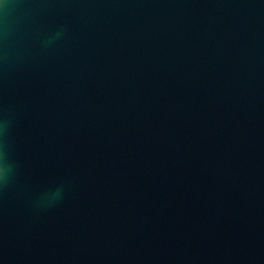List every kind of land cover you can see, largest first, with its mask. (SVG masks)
Segmentation results:
<instances>
[{
	"label": "water",
	"instance_id": "water-1",
	"mask_svg": "<svg viewBox=\"0 0 264 264\" xmlns=\"http://www.w3.org/2000/svg\"><path fill=\"white\" fill-rule=\"evenodd\" d=\"M0 119V264H264V0H4Z\"/></svg>",
	"mask_w": 264,
	"mask_h": 264
},
{
	"label": "clouds",
	"instance_id": "clouds-1",
	"mask_svg": "<svg viewBox=\"0 0 264 264\" xmlns=\"http://www.w3.org/2000/svg\"><path fill=\"white\" fill-rule=\"evenodd\" d=\"M4 0H0V4H3ZM7 122L3 119H0V137L4 135ZM12 170V165L7 162L6 152L2 141H0V185L5 183L9 178V174ZM60 190L57 189L55 195H59Z\"/></svg>",
	"mask_w": 264,
	"mask_h": 264
}]
</instances>
